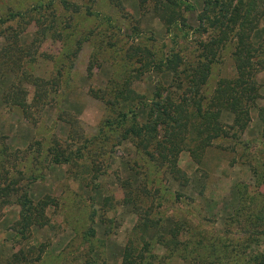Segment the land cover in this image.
Listing matches in <instances>:
<instances>
[{"label": "rangeland", "instance_id": "obj_1", "mask_svg": "<svg viewBox=\"0 0 264 264\" xmlns=\"http://www.w3.org/2000/svg\"><path fill=\"white\" fill-rule=\"evenodd\" d=\"M65 1L0 0V264L264 257V214L244 207L264 202V0L249 13L251 103L233 34L249 0L225 36L214 0L204 15L203 0H178L184 25L167 29L157 0ZM52 147L68 161L51 162ZM24 184L32 209L20 220Z\"/></svg>", "mask_w": 264, "mask_h": 264}, {"label": "trees", "instance_id": "obj_2", "mask_svg": "<svg viewBox=\"0 0 264 264\" xmlns=\"http://www.w3.org/2000/svg\"><path fill=\"white\" fill-rule=\"evenodd\" d=\"M209 0H203L204 5L202 6V13L204 15V13H206L208 11L210 2H212V0H210V2L208 3ZM60 2L63 4L64 7H66L67 2L65 0H60ZM243 2V0H214V2L212 4H216L220 10V21H219V26H223V30L221 32L222 36H225V33L228 30H232L234 28V26L237 25V17H234V11H237V16L239 15L240 10L246 6L247 8V12L245 11L243 13V15L240 17V21H239V25L237 28V32L235 31V33H233L234 35H236L237 37V53L234 56V58L237 61V79H235V82H237L238 88H239V96L241 98H243V96L245 97V100L247 101V99L250 101L251 103V99H252V91L254 88V81H252L251 79V74H252V68H251V64L253 63L251 61L252 57H253V51L254 48H252V46L249 43L248 40V33L255 28L256 25V20L257 17L259 16V11L257 13H255L253 16H249V13L252 12V10H255V3L253 0H249L246 2ZM178 0H157V3H155L154 5V10H155V14L158 15V17L160 18V20L163 22L165 28L167 29L169 27V25H173L178 27V23L177 21L179 20L180 16L177 12H175L173 10V6L176 7V5L178 4ZM245 4V6H243ZM245 8V9H246ZM261 12H264V10H261ZM200 17H202V15H200ZM180 25L183 26L184 25V21L183 19L179 20ZM200 23V22H199ZM220 39V38H219ZM218 39V41H219ZM222 39V37H221ZM240 46V47H239ZM245 52V53H244ZM172 53V52H171ZM171 53H169L168 57H166V61H167V66L171 67L173 69V74H176L178 72H181V70L177 69L176 67L178 66V64L180 63V60H178L177 58H174L173 56H171ZM207 52L205 51L203 53V55H205ZM243 53V55H242ZM207 54H211V56L214 55V51H212L211 53L208 52ZM204 62L207 64L210 61V58H208V56H206L204 58ZM198 63L195 64L196 68H203L206 64L203 63V61H197ZM255 63V62H254ZM188 66L191 65L189 63H187ZM180 66V65H179ZM244 68H246L244 70ZM183 70V69H182ZM190 83L188 84L189 90H191L192 92H194L195 94H197V89L198 86L195 85V83L193 84L192 80L189 81ZM194 85V86H193ZM232 85V81H225L223 90L226 91H230L231 90V86ZM219 85H217L216 87V91H219ZM215 91V92H216ZM156 98L159 97L158 94L155 95ZM214 98L217 96L216 93H214ZM239 103V102H238ZM155 108L153 111V115L150 116V121L147 122V126L148 127V132L149 134H151V132L153 133L154 131V125H157V121L158 118L160 116H162L163 113V108L161 109V105L159 104V100L156 101V103H153ZM249 106L248 103H245V105H243L242 111L244 112L245 115V120H244V124L245 121L247 122L248 116H246V111H247V107ZM197 116L201 119V114H200V110L197 108ZM174 123L176 122L173 119ZM133 124L135 123L132 122ZM118 125H120V122H117ZM128 130V129H127ZM193 130H197L198 131V127H194ZM132 133H134V135L138 134L134 129H132ZM145 134V133H144ZM200 134V132H199ZM198 134V135H199ZM132 135V134H131ZM67 137L72 139V135L71 132H69V134L67 135ZM85 141V139H84ZM88 142H90V139L88 140ZM68 146V145H67ZM4 147V146H3ZM59 148V149H58ZM52 147L49 150V155L51 162L53 163H64L65 161H68V153L64 154L62 153L61 147ZM65 149V148H64ZM31 179V177H28ZM25 185V184H24ZM27 185V184H26ZM26 185L24 186V192L20 193L19 196H17V202L20 206V210H19V215H20V220H23L25 217V213L26 211L29 212L32 209V204H31V199L28 196V192H27V188ZM254 197H249L247 200V203L244 204V207L246 209H254V217H259L261 216V212L262 214H264V202H262L263 204H257L255 202H252V199ZM256 200L258 198H255ZM259 202L260 199H259ZM27 220V219H26ZM18 222V221H17ZM15 226V225H14ZM244 241H247L246 239H244ZM172 243V242H171ZM247 242L243 243V246L246 244ZM174 244V243H173ZM242 246V243L239 244V246ZM240 246V248H241ZM208 252H213L214 248L211 245L206 246ZM243 248L241 253H243ZM239 252V251H238ZM240 258H242V256H240ZM242 260V262H241ZM123 262H126V255L125 257H123ZM239 262V263H238ZM237 264H264V257L262 255H250L248 257H244L242 259H240V261L237 259Z\"/></svg>", "mask_w": 264, "mask_h": 264}]
</instances>
